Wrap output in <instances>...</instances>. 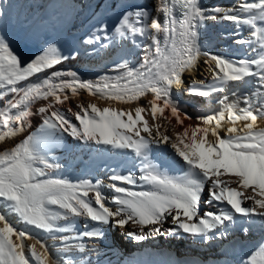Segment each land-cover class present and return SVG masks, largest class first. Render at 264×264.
<instances>
[{
	"label": "snow or ice",
	"instance_id": "1",
	"mask_svg": "<svg viewBox=\"0 0 264 264\" xmlns=\"http://www.w3.org/2000/svg\"><path fill=\"white\" fill-rule=\"evenodd\" d=\"M156 11L163 20L150 17L143 8L124 13L113 38H147L151 45L143 46L144 55L137 67L123 62L116 65L118 75L96 80L81 79L75 71L55 70L68 57L52 45L22 64L0 35V101L12 94L0 110V144L25 130L34 102L50 100L37 109L42 116L37 134L10 148H0V264H76V253L83 258L86 252L96 250L94 246L88 248L84 239H103L105 226L119 228L122 235L137 242L153 235L187 234L208 243L226 238L229 223L238 216L246 217L248 223H255L253 217H259L264 223V128L258 126V120L264 118V0H238L226 9L211 8V14H206L200 0H159ZM205 20L247 26L249 39L236 43H248L256 55L234 59L202 52L199 26ZM93 36L84 43L108 39L107 34ZM201 57L210 82L195 76ZM47 70H52L50 75L39 82L20 86ZM185 73L192 76L189 95L205 99L225 95L217 100L212 114L198 116L195 126L174 132L173 139L166 131L161 132L164 125L159 121L171 124L174 119L176 125L183 126L185 119H191L187 113L181 115L171 94L173 88L183 86ZM249 77L257 81L255 90L243 97L232 92L234 99H229L231 85ZM65 90L74 96L84 90L119 103L137 102L149 93L152 98L148 107L127 111L100 108L95 103L77 104V111L67 109L77 122L73 123L54 108L68 101ZM149 112L152 124L145 116ZM225 124L229 125L226 129ZM60 132L85 143L130 151L141 163L139 176L113 173L106 185L87 179L73 183L52 178L50 173L60 166L50 162L45 145L58 139ZM152 144L170 147L186 165L183 174L170 175L152 163L148 156ZM137 180L143 185L140 190H134ZM104 188L110 197L105 196ZM205 191L207 197L202 200ZM245 201H251V206ZM201 203L223 207L201 213ZM9 214L58 240L61 257L57 259L44 242L17 229L8 220ZM79 219L86 223L78 232L74 221ZM166 223L170 226L165 227ZM248 231L245 227V234ZM29 239L34 242L26 244ZM243 264H264V243Z\"/></svg>",
	"mask_w": 264,
	"mask_h": 264
},
{
	"label": "bare ground",
	"instance_id": "2",
	"mask_svg": "<svg viewBox=\"0 0 264 264\" xmlns=\"http://www.w3.org/2000/svg\"><path fill=\"white\" fill-rule=\"evenodd\" d=\"M52 1L0 0V9L3 10V15L0 16V35L7 40L11 50L18 56L22 64H26L36 55H40L49 45L55 46L64 56L68 57L67 60L57 65L55 70L75 71L81 79L85 80L116 76L118 75L115 70L116 65L123 62H127L130 67H137L144 55L143 46L151 45V40L147 38L138 37L135 41L131 38H113L114 28L124 13L143 8L148 11L150 17L163 20V16L156 11L159 0H55L54 8L48 6L45 11L47 3ZM237 2L238 0H200L206 14H211L208 10L213 7L219 6L226 9ZM59 9L61 13H58ZM44 11L48 13L52 11L48 14L51 15L49 20L47 18L48 24H44L45 21L36 22L39 15L42 18L45 16ZM101 28L104 31H99ZM94 33L101 37L107 34L108 39L85 44L84 40L88 37L92 36L94 39ZM43 38L46 45L37 49L36 46H40V41ZM238 39H249L247 26L239 28L229 21L214 22L211 20H205L199 26V45L202 52L225 55L234 59L254 57L256 53L252 52L250 45L248 43L238 44L236 43ZM102 44H107L108 47H102ZM203 59L201 57L195 76L197 79L206 78V82H210L211 77L204 72ZM51 71L47 70L44 73L36 74L29 81L21 82L20 86L26 87L29 84L37 83L45 76L50 75ZM183 80V86L173 88L171 94L181 115L187 113L191 119H185L183 126L176 125L174 119L171 124L162 119L159 121L164 125L161 132L166 131L173 139L174 132L182 131L183 127L188 125L195 126L198 123L196 119L198 116L212 114L218 107L217 100L225 95V93H219L207 99L189 95L187 88L191 83L192 76L185 73ZM256 87V79L249 77L243 83L231 85V91L227 95L229 99H234L232 92H235L238 96L243 97L250 95ZM65 94L69 96V107L74 111L78 110L77 104L87 106L89 103H95L100 108L111 107L127 111L138 106L148 107L147 101L152 98L149 93L137 102L119 103L99 99L84 90H79V94L75 96L68 90H65ZM10 99H12V94L0 101V110H3L4 104ZM48 102L50 100L34 102L31 105V112L34 114L40 106H44ZM241 106H244L243 103ZM31 116L28 118L25 130L18 133L14 139L0 144V148H10L28 135L37 134L42 120L34 122ZM145 116L152 124L150 112L145 113ZM228 126L225 124V129ZM258 126L264 128V118L258 120ZM142 135L147 134L142 133ZM221 135H224L223 131H221ZM57 136L58 139L45 145L50 162L60 166L59 169L50 173L52 178H63L73 183L87 179L92 182L100 181L101 184L106 185L111 182L109 177L113 173L132 172L137 177L139 176L141 163L130 151L112 150L102 145H96L97 150L88 152L89 161L83 165L81 156L90 149L91 144L78 141L63 132L58 133ZM66 145H69L70 150L64 151L63 148ZM57 146L59 148H56ZM73 147H78V149ZM148 156L152 163L170 175L180 176L186 170L183 161L175 155L170 147L165 145H150ZM72 168L76 170L70 172ZM141 187L143 185L137 180L134 190H140ZM103 192L105 196L110 197L111 193L107 188H104ZM250 194V192H245V195ZM206 197L207 192L205 191L202 193V200ZM251 203V201H245L247 206H251ZM108 206L114 208L111 204ZM221 207L223 205L207 206L201 203V213L205 210L216 211ZM7 218L17 229L25 230L35 239L44 242L54 257L57 259L61 257L62 254L57 250L58 240H53L49 234L41 230L18 222L14 215L9 214ZM253 219L255 223H248L246 217H236L234 222L229 223L226 238L212 239L208 243H203L200 238H194L187 234L153 235L137 242L122 235L121 229L105 226L103 239L94 241L85 238L83 241L88 248L94 246L96 250L86 252L83 254V258L81 254L76 253L75 261L76 264H86L87 260H91V264H243L247 256L264 243V223L259 217H253ZM85 223L86 221L83 219L74 221L76 231H83ZM169 226V224H165V227ZM126 227L131 228V225ZM245 227L249 229L247 234L244 232ZM67 234L57 233V236ZM120 236L125 242H122ZM33 242V239L25 241L26 244Z\"/></svg>",
	"mask_w": 264,
	"mask_h": 264
},
{
	"label": "rangeland",
	"instance_id": "3",
	"mask_svg": "<svg viewBox=\"0 0 264 264\" xmlns=\"http://www.w3.org/2000/svg\"><path fill=\"white\" fill-rule=\"evenodd\" d=\"M63 3V2H62ZM54 5H55V0H53L52 2H48L47 3V5H46V7L44 8V9H46L48 6H51V7H53L54 8ZM45 11H47V9L45 10ZM44 11V14H45V16L43 17V18H45V19H43L42 18V16H38V20H36V22H42V21H45L44 22V24H48L47 22H49L48 20L51 18L50 16L51 15H48L49 13H51L52 11H50L49 13L48 12H45ZM58 13H61L60 12V9H59V12ZM48 16H47V15ZM50 17V18H49ZM42 18V19H41ZM47 18H48V20H47ZM47 20V21H46ZM35 24V23H34ZM33 24V25H34ZM34 27H35V25H34ZM32 29H33V26H32ZM44 37V36H43ZM44 38L42 39V41H40V46H36V48L38 49L39 47L40 48H42V47H44L45 45H46V41L44 40ZM35 49V48H34ZM48 103H50V102H48ZM54 108H58V109H60L62 112H64L65 113V115L70 119V120H72L73 122H75V123H77L76 121H75V118H74V116L71 114V113H68L67 112V109L69 108V102L68 101H66L65 103H63V104H60V105H54ZM74 111V110H73ZM31 118L33 119V121L34 122H38V121H41L42 120V116H41V114H39L37 111L36 112H34V114L31 116ZM67 134V133H66ZM91 144V147H90V149H88L86 152H85V154L83 155V156H81V162H82V164L83 165H86L87 164V162L89 161L88 160V152H90V151H92V150H97V146L93 143H90ZM69 145H66L63 149H64V151H68V150H70L69 148ZM56 148H59V146H57ZM74 149H78V147H73ZM74 169V170H73ZM76 169L75 168H72L71 170H70V172H74ZM120 239L122 240V242H125V241H123V237L122 236H120Z\"/></svg>",
	"mask_w": 264,
	"mask_h": 264
}]
</instances>
